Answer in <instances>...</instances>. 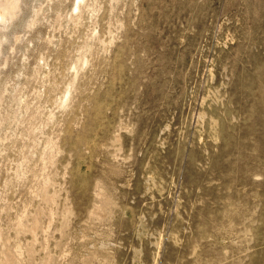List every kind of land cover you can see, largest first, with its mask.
<instances>
[{"label": "rangeland", "instance_id": "rangeland-1", "mask_svg": "<svg viewBox=\"0 0 264 264\" xmlns=\"http://www.w3.org/2000/svg\"><path fill=\"white\" fill-rule=\"evenodd\" d=\"M0 8V264H264V0Z\"/></svg>", "mask_w": 264, "mask_h": 264}, {"label": "bare ground", "instance_id": "bare-ground-1", "mask_svg": "<svg viewBox=\"0 0 264 264\" xmlns=\"http://www.w3.org/2000/svg\"><path fill=\"white\" fill-rule=\"evenodd\" d=\"M15 1H16V0H15ZM1 2H2V1H1ZM11 2H12V1H11ZM9 3H10V2H9ZM12 4H13V3H12ZM2 6H4V5H2ZM75 6H76V5H75ZM75 6H74V7H75ZM5 7H6V5H5ZM75 8H76V7H75ZM0 9H1V8H0ZM10 9H11V7H10ZM10 12H11V11H10ZM0 13H1V12H0ZM2 13H3V12H2ZM2 13H1V14H2ZM21 170H22V168H21ZM21 173H22V172H21ZM23 175H24V174H23ZM0 240H1V239H0ZM1 245H2V244H1ZM27 254H28V253H27ZM4 257H5V256H4ZM11 262H12V261H11Z\"/></svg>", "mask_w": 264, "mask_h": 264}]
</instances>
